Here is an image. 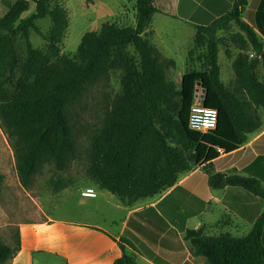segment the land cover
I'll list each match as a JSON object with an SVG mask.
<instances>
[{"label": "trees", "instance_id": "1", "mask_svg": "<svg viewBox=\"0 0 264 264\" xmlns=\"http://www.w3.org/2000/svg\"><path fill=\"white\" fill-rule=\"evenodd\" d=\"M31 1L33 11L22 16ZM247 3L232 0L210 22L193 23L187 60L194 54L202 66L186 69L177 86L166 74L174 59L164 56L145 35L153 14L159 11L153 0H135L132 25L104 21L98 30L85 31L75 58L58 57L68 25L62 7L50 6V0H14L0 15V123L13 139L21 185L27 187L34 173L49 164L55 169L49 178L52 190L67 186L59 173L77 159L72 108L89 85L106 77L111 68H123L122 90L89 135L87 171L100 188L131 204L161 193L180 174L202 166L209 187L240 186L264 202L260 178L235 168L214 170L212 163L221 152L245 143L261 125L264 74L256 68L259 63L264 67V8L256 11V30L243 19ZM43 17L51 21L46 33L36 23ZM30 29L46 40V51L32 45ZM226 37L239 47L232 63L235 79L231 86L219 75L218 51ZM129 46L136 57L128 53ZM197 84L203 90V104L218 112L215 128L204 132L188 126ZM2 178L0 173V185ZM128 225L146 238L154 236L153 241L168 227L163 219L141 225L129 219ZM263 232L264 207L241 235H209L202 228L187 227L183 239L209 264H264ZM127 235L125 229L118 239L122 254L112 264H138L125 250V244L135 247ZM19 247V234L14 246L0 240V264H8Z\"/></svg>", "mask_w": 264, "mask_h": 264}, {"label": "crops", "instance_id": "2", "mask_svg": "<svg viewBox=\"0 0 264 264\" xmlns=\"http://www.w3.org/2000/svg\"><path fill=\"white\" fill-rule=\"evenodd\" d=\"M231 3L232 0L230 6ZM252 3L254 7L250 20L246 21L257 30L256 11L264 8V0H252ZM250 4L251 0H248L243 13ZM261 73L264 74V67ZM181 75L179 73V79ZM219 75L225 83L220 65ZM201 93L203 96L202 89ZM260 116L261 125L248 135L245 143L228 153L221 152L212 160L214 170L235 168L257 176L264 183V111L260 112ZM231 155L234 156L223 159ZM196 174L198 180L192 178ZM86 187H92L96 195H82L81 191ZM100 189L103 191L99 194L96 185H86L80 189L78 200L96 199L99 195L113 206L110 212L95 205V208L79 210L76 216L64 214L59 217L41 208L36 219L20 221V247L8 264H112L122 254L118 239L125 229H128L127 236L135 245L132 248L124 243L125 250L134 256L138 264H209L201 255L193 253L183 239L187 221L194 219L193 226L189 228H202L209 235L221 232L233 234L232 231L239 232L241 224L251 227L264 207L261 197L239 186L209 187L207 173L202 166L185 172L172 186L149 200L145 197L132 204H124L118 197L114 204V193ZM92 201L95 204V200ZM147 207L154 210L147 211ZM129 219L132 224L138 225L146 221L158 224L163 219L168 227L153 241L154 236L146 238L134 226H129ZM152 230L155 231V228Z\"/></svg>", "mask_w": 264, "mask_h": 264}, {"label": "rangeland", "instance_id": "3", "mask_svg": "<svg viewBox=\"0 0 264 264\" xmlns=\"http://www.w3.org/2000/svg\"><path fill=\"white\" fill-rule=\"evenodd\" d=\"M13 1L0 0V15ZM153 2L159 11L153 14L145 35L161 48L165 56L174 59V66L168 67L166 74L178 86L179 73L182 74L189 68L199 69L202 66L194 54L190 60H187L195 31L192 23L210 22L229 8L231 0H153ZM55 5L64 9L68 19V25L59 42L58 57L61 58H75L82 34L87 30H98L102 22L132 25L135 20V0H50V6ZM253 7L251 0L250 6L243 13L245 20H250ZM33 9L34 3L31 1L22 16L28 15ZM36 23L43 33L48 32L51 27L48 17L39 18ZM236 29V26L232 25L231 30ZM29 38L34 47L46 51L47 42L39 33L30 29ZM225 39V44L220 45L218 51V62L222 79L231 86L235 79L232 62L239 47L229 37ZM127 50L129 54L136 57L131 46ZM250 56H252L251 53ZM256 70L258 74H262L261 63ZM124 73L123 68H111L106 77L89 85L82 97L74 104L71 115L77 143V159L72 160L67 168L59 173L62 180L68 183L63 189L52 190L49 178L54 175L55 169L49 164H44L34 173L27 187L21 185L16 172L13 139L0 123V173L3 176L0 185V240L2 242L14 246L19 234L18 223L36 219L37 212L41 208L59 217L64 214L76 216L79 210L95 208V205L109 212L113 209V206L105 202L101 196L99 198V195L96 199L81 198L80 202L78 199H80V189L89 184L96 185L99 194L103 191L87 171L89 135L94 127L99 126L113 98L122 90ZM196 91L201 92V89L198 87ZM232 156L234 155L223 159L226 160ZM192 178L198 180V175H193ZM246 192L249 191L246 190ZM113 196L112 200L115 204L118 198L115 194ZM149 199L150 197H147L145 200ZM92 200H95V204ZM134 202L137 200L132 203ZM194 221V219L188 220V227H192ZM249 227L247 224H241L239 232L232 231V233L241 235L247 232Z\"/></svg>", "mask_w": 264, "mask_h": 264}, {"label": "built area", "instance_id": "4", "mask_svg": "<svg viewBox=\"0 0 264 264\" xmlns=\"http://www.w3.org/2000/svg\"><path fill=\"white\" fill-rule=\"evenodd\" d=\"M202 98L201 92H194L193 101L189 108L188 126L194 130L204 132L215 128L218 112L214 107L205 106ZM81 194L84 196H95L96 191L92 187H86L81 191Z\"/></svg>", "mask_w": 264, "mask_h": 264}, {"label": "water", "instance_id": "5", "mask_svg": "<svg viewBox=\"0 0 264 264\" xmlns=\"http://www.w3.org/2000/svg\"><path fill=\"white\" fill-rule=\"evenodd\" d=\"M198 85H199V84H197V87H198ZM202 92H203V90H202Z\"/></svg>", "mask_w": 264, "mask_h": 264}]
</instances>
